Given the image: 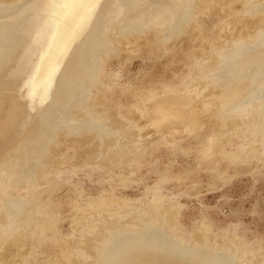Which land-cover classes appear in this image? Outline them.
<instances>
[{"label":"rangeland","instance_id":"1","mask_svg":"<svg viewBox=\"0 0 264 264\" xmlns=\"http://www.w3.org/2000/svg\"><path fill=\"white\" fill-rule=\"evenodd\" d=\"M223 1L194 0L183 34L164 46L135 33L109 44L118 52L76 93L83 108L71 101L83 122L71 123L72 134L68 124L51 133L30 172L17 167L18 187L30 177L43 193L41 208L29 229L0 242V264H112L117 234L133 239L149 226L158 247L186 264H210L202 247L221 252L222 264H264V79L253 98L248 91L234 102L227 65L210 67L233 38L257 43L264 11L243 18L242 0Z\"/></svg>","mask_w":264,"mask_h":264},{"label":"bare ground","instance_id":"2","mask_svg":"<svg viewBox=\"0 0 264 264\" xmlns=\"http://www.w3.org/2000/svg\"><path fill=\"white\" fill-rule=\"evenodd\" d=\"M193 1L0 0V212H2L0 213V242L2 244L6 238H10L24 229H29L32 221L30 217H36L35 214H39L41 208L38 203H40L39 199L43 193L38 189L35 190L36 185L32 184L28 176L27 185L18 187L16 177L20 174L16 175L17 167L21 162H25L30 172V161L32 162L37 149L45 143L48 136L57 128L60 129L62 126L71 125L74 123L73 121H77L80 113H72L77 103H73L74 108L71 110V101H78L77 106H84L85 102L81 104L82 102L80 103L79 100L75 99L76 93L81 87L83 88L84 82L96 75L94 73L101 60L115 54L116 51L118 52V50H114V52L108 50L109 44L113 41H121L126 35L135 33L139 36L146 34V38L151 36L154 41L158 40L162 42V45H166L171 38L183 34L184 28L189 23L188 19L191 18L190 11L194 7L193 3H195ZM206 1L210 4L213 2V0ZM260 2L261 5H259ZM224 4L226 3L222 5ZM196 7L194 9H197ZM241 10L244 11L242 13L245 15L243 18L247 16L246 14L251 16L257 11L261 12L258 15H262L264 0H242ZM193 12L191 11L192 14ZM234 15L239 16L241 13L235 11ZM254 15L257 16V14ZM247 20L249 21V18ZM241 23L243 28L247 29L254 22H245V25L242 21ZM255 34L253 35L254 38L256 36L254 43L257 42L255 43L256 46L259 44L257 48H254L255 45H251L253 42L243 46L237 39L238 37L235 36L236 39L233 38V41L229 42L231 43V45L229 44L230 47L229 45L228 48L219 47L215 51L219 54V59L226 57L225 60L221 59V62L217 59V61L219 60L217 62L214 59L216 65L211 61L214 64L210 66L212 69L227 65V71L230 72L231 78L229 86L231 88L234 86L233 90L227 93L234 95L232 98L234 102L236 99L237 101L242 99L243 97L240 98V96L244 93L254 90L252 88H255L257 84L261 86L258 82L264 79V45L260 46L264 42V22ZM131 37L133 36L131 35ZM125 45L129 46L128 43ZM108 54L111 55L108 56ZM254 92L257 94L258 91ZM249 93L250 95L247 97L251 96V91ZM252 94L254 93L252 92ZM224 96L221 94L218 98L222 101ZM247 97L246 99H248ZM246 102L250 103L248 100ZM246 102L245 105L249 107ZM242 104L240 107L243 106ZM77 106L76 108L80 110V107ZM238 106L235 107L236 110H238ZM85 110L86 115L90 113L87 112V107ZM164 111L166 110L164 109ZM69 113L76 120H73L74 118L71 116L72 119ZM92 114V118L96 119L97 116L94 117V113ZM157 114L163 117V112L160 113V110ZM82 118L81 121L83 122ZM86 118L84 121L87 120L88 122ZM70 120L72 121L70 122ZM89 121L91 120L89 119ZM93 121L96 122L98 119H93ZM73 127L71 125L68 128L71 131L63 130L65 127L62 130L72 134ZM79 128L76 127L75 129ZM80 130L84 129L80 128ZM55 141L52 142L57 146L59 142ZM24 172L22 173L24 174ZM10 177H15V179L9 182ZM31 184L35 186V188L33 187L34 191H37L33 194L34 197L32 196L34 191L30 188L32 187ZM24 187L26 189L22 190ZM28 188L29 191H27ZM28 192L29 194L31 192V196ZM27 197L32 200H27ZM9 200V204H7L8 202L5 203ZM11 211L14 213L12 214ZM5 212H9L13 217L7 215L3 217L1 214ZM10 220L12 221L9 222ZM153 228V226H149L148 232L141 233L143 235L133 239L131 237L133 234L123 233L121 230L120 234L114 238V241L116 239V242L118 241L115 242L118 245V252L112 264H186V260L182 261L179 260L180 257L168 255L158 247L157 243L162 237ZM1 243L0 245H2ZM210 252L206 250V247H202L198 253L207 258L210 264H222L219 260L223 256L222 253ZM197 262L199 261L197 260Z\"/></svg>","mask_w":264,"mask_h":264}]
</instances>
